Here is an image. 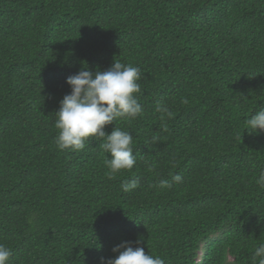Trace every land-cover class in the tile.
<instances>
[{"label":"trees","instance_id":"1","mask_svg":"<svg viewBox=\"0 0 264 264\" xmlns=\"http://www.w3.org/2000/svg\"><path fill=\"white\" fill-rule=\"evenodd\" d=\"M115 60L139 67L143 112L116 121L132 133L136 164L109 179L101 140L56 147L55 111L68 76ZM260 107L264 0H0L9 264H100L137 240L164 264H252L264 243V132L245 128Z\"/></svg>","mask_w":264,"mask_h":264},{"label":"clouds","instance_id":"2","mask_svg":"<svg viewBox=\"0 0 264 264\" xmlns=\"http://www.w3.org/2000/svg\"><path fill=\"white\" fill-rule=\"evenodd\" d=\"M139 67L123 64L117 60L106 70L95 72L83 67L66 78L70 86V93L65 94L59 101V108L55 111L56 147L61 150L80 151L88 140H101L100 148L110 153L111 158L105 160L109 179L121 170H131L136 164L133 154V136L130 131L116 127L118 119L130 121L136 119L143 112V106L138 100L141 86ZM158 112L171 116L166 106L158 102ZM164 120V116H161ZM115 122V127L106 133L105 126ZM245 130L249 134L264 132V107H260L246 120ZM152 142H159L157 136ZM182 182V177L176 174L172 178ZM256 184L264 189V171L256 179ZM169 181H161V188H170ZM124 192L138 187V181L132 179L121 185ZM137 246H133V244ZM140 241H122L112 248L116 253L111 258H100V264H164L159 256H153L138 246ZM11 249L0 243V264H9ZM252 264H264V243L255 246Z\"/></svg>","mask_w":264,"mask_h":264}]
</instances>
